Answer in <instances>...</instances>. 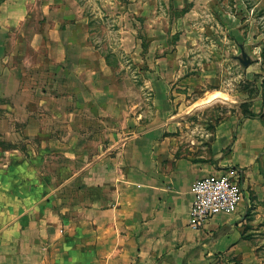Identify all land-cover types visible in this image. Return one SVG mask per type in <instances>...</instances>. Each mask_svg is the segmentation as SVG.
I'll return each instance as SVG.
<instances>
[{"label": "crops", "instance_id": "0c3cea01", "mask_svg": "<svg viewBox=\"0 0 264 264\" xmlns=\"http://www.w3.org/2000/svg\"><path fill=\"white\" fill-rule=\"evenodd\" d=\"M40 1L0 0V108L11 113L7 124L23 126L0 133V264H261L254 235V214L264 204L259 99L249 104L252 117L238 109L217 122L209 117L213 127L199 145L182 149L173 133L180 113L167 106L165 117L148 125L127 117L109 96L118 87L95 85L106 61L88 40L89 20L61 0L45 5L39 20ZM45 73L48 84L26 85ZM35 96L51 115L31 116ZM67 99L64 140L51 132L64 121L57 101ZM83 110L101 130L87 134L85 146L75 127L87 121ZM62 157L81 169L47 164ZM231 168L240 171L244 192L237 210L194 228L193 184Z\"/></svg>", "mask_w": 264, "mask_h": 264}, {"label": "rangeland", "instance_id": "374dc122", "mask_svg": "<svg viewBox=\"0 0 264 264\" xmlns=\"http://www.w3.org/2000/svg\"><path fill=\"white\" fill-rule=\"evenodd\" d=\"M55 1L41 0L35 10L36 18L41 19L39 11ZM61 2L77 13V19L89 20L88 40L105 57L106 69L96 75L100 76V81L95 85L111 90L118 87L116 93L109 95L121 103L116 107L128 111L127 117L140 116L146 125L157 116L165 117L167 106L174 113H180L173 131L180 148L199 145L203 132L213 127L207 120L209 117L214 116L217 122L237 109L244 115L250 112L249 104L256 99L264 108V0ZM45 21L47 27L52 24L48 19ZM25 34L30 37V32ZM240 45L252 58V64L247 68L235 59L241 54ZM25 50L32 62L31 49L26 47ZM50 79V74L45 73L26 85L36 90L48 84ZM66 82L67 77L62 75L57 85L62 87ZM216 93H221V98L208 102ZM32 100L39 108L31 112V116L51 115V111L43 108L42 97L35 96ZM71 100L57 101L64 121L61 129L51 132L52 136L69 138L71 106L68 101ZM7 113L11 114L7 107L0 108V133L8 129L22 132V124L5 122ZM15 113V116L23 115L20 110ZM79 117L87 120L75 125L83 138L82 146H85L87 134L101 130L93 124L95 115L83 110ZM87 125L89 131H86ZM91 138L89 145L95 148L97 140ZM2 147L9 149V146ZM57 162H61L63 168L70 166L79 170L82 166L81 162L70 164L64 157L47 159L49 166ZM258 209L254 214V235L259 262L264 264V204Z\"/></svg>", "mask_w": 264, "mask_h": 264}, {"label": "built area", "instance_id": "2783aa9c", "mask_svg": "<svg viewBox=\"0 0 264 264\" xmlns=\"http://www.w3.org/2000/svg\"><path fill=\"white\" fill-rule=\"evenodd\" d=\"M191 192V225L199 229L213 217L237 210L244 193L241 173L238 169L231 168L221 176H208L197 180Z\"/></svg>", "mask_w": 264, "mask_h": 264}, {"label": "water", "instance_id": "95a60500", "mask_svg": "<svg viewBox=\"0 0 264 264\" xmlns=\"http://www.w3.org/2000/svg\"><path fill=\"white\" fill-rule=\"evenodd\" d=\"M240 49H241V54L236 56L235 59L238 60V62L241 64L243 68H247L252 64V58L246 52L245 47L243 45H240Z\"/></svg>", "mask_w": 264, "mask_h": 264}, {"label": "bare ground", "instance_id": "6f19581e", "mask_svg": "<svg viewBox=\"0 0 264 264\" xmlns=\"http://www.w3.org/2000/svg\"><path fill=\"white\" fill-rule=\"evenodd\" d=\"M221 96H222L221 93H216L215 95H213V96L210 98V100H209L208 102L215 101V100L218 101V99H220ZM219 101H220V100H219Z\"/></svg>", "mask_w": 264, "mask_h": 264}, {"label": "trees", "instance_id": "16d2710c", "mask_svg": "<svg viewBox=\"0 0 264 264\" xmlns=\"http://www.w3.org/2000/svg\"><path fill=\"white\" fill-rule=\"evenodd\" d=\"M244 114L247 115V116H249V117L254 116V114H252L251 112H245Z\"/></svg>", "mask_w": 264, "mask_h": 264}]
</instances>
